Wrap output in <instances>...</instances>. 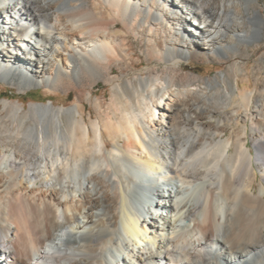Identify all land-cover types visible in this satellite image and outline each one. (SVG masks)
<instances>
[{
    "label": "bare ground",
    "instance_id": "6f19581e",
    "mask_svg": "<svg viewBox=\"0 0 264 264\" xmlns=\"http://www.w3.org/2000/svg\"><path fill=\"white\" fill-rule=\"evenodd\" d=\"M141 36L154 63L115 74ZM263 39L261 0H0V79L77 103L0 91V264H264V91L183 66L246 71L258 47L259 79ZM100 82L113 97L92 123L80 106Z\"/></svg>",
    "mask_w": 264,
    "mask_h": 264
},
{
    "label": "rangeland",
    "instance_id": "374dc122",
    "mask_svg": "<svg viewBox=\"0 0 264 264\" xmlns=\"http://www.w3.org/2000/svg\"><path fill=\"white\" fill-rule=\"evenodd\" d=\"M263 10H264V0H261ZM137 39L132 38V48L133 55L132 58L128 60L127 63L121 66H115V74L121 75H130L134 72L143 71L149 64H153L155 59L152 56H148V41L145 36ZM161 45L165 47L166 41L159 40ZM261 45L264 47V39L261 41ZM260 49L257 47H249L243 49L240 54L241 61H237L239 64L242 62L247 65V70L240 66L236 65V62L231 59H218L217 61H207V62H198L195 60L184 61L183 66L186 71L196 73L204 79L208 78H217L220 80L222 85H225V88L232 93L240 94V97L248 95L250 92L262 93L264 91V75L257 79L255 77L254 68L257 66V55ZM255 52V54H254ZM234 62V63H233ZM241 63V65H242ZM237 85L239 88L237 89ZM0 91L2 93V98L11 101L13 104L26 107L29 109L30 106H54L56 109H66L74 107L77 105L75 101V94L72 93L69 96L66 93L60 91H50L49 88H44L43 86H34L27 93H21L16 87H11L7 82L0 79ZM94 95L88 101H85L84 106H80L81 111H84V117L88 122L96 123L102 120L101 111L98 108V103H104V110H107L111 106V99L113 97L112 88L110 85L100 82L98 86L94 88ZM239 97V98H240ZM122 99L124 96L121 95ZM3 106L0 104V114ZM92 114V116H91ZM63 125L66 130L71 131L72 119L64 115L62 117ZM235 124L229 128L226 132L225 139H232L234 136ZM55 133V129H52ZM106 140L109 144L110 150L114 147V140L112 134H108ZM116 142V140H115ZM253 154H256L255 149L251 145ZM258 188V184H256Z\"/></svg>",
    "mask_w": 264,
    "mask_h": 264
}]
</instances>
